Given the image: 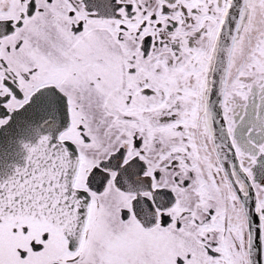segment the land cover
<instances>
[{"label": "snow or ice", "instance_id": "obj_1", "mask_svg": "<svg viewBox=\"0 0 264 264\" xmlns=\"http://www.w3.org/2000/svg\"><path fill=\"white\" fill-rule=\"evenodd\" d=\"M0 264H264V0H0Z\"/></svg>", "mask_w": 264, "mask_h": 264}]
</instances>
